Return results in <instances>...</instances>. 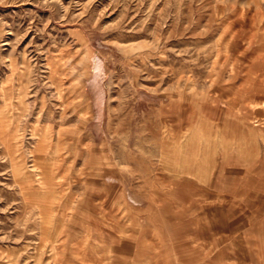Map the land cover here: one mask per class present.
Listing matches in <instances>:
<instances>
[{"label":"rangeland","instance_id":"rangeland-1","mask_svg":"<svg viewBox=\"0 0 264 264\" xmlns=\"http://www.w3.org/2000/svg\"><path fill=\"white\" fill-rule=\"evenodd\" d=\"M0 264H264V0H0Z\"/></svg>","mask_w":264,"mask_h":264}]
</instances>
